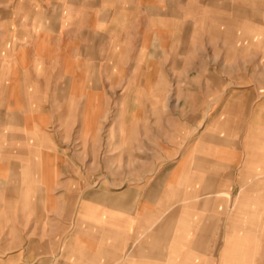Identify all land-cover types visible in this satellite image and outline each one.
<instances>
[{
	"label": "rangeland",
	"instance_id": "rangeland-1",
	"mask_svg": "<svg viewBox=\"0 0 264 264\" xmlns=\"http://www.w3.org/2000/svg\"><path fill=\"white\" fill-rule=\"evenodd\" d=\"M150 1L136 4L162 11L109 20L101 58L82 59L79 45L72 46L67 62L60 54H41L39 76L31 71L38 90L24 94L39 107L22 110L30 122L25 118L24 126L7 131L21 140L9 145L25 155L8 158L9 167H17L0 174V192L7 187L9 197H63L69 179L87 190L110 191L112 182L162 175L168 209L199 213V264H264V0ZM152 42L166 44L164 58L157 51L153 56L159 59H145ZM85 84L87 93L79 92ZM90 86L99 91L91 93ZM209 154L216 156V183L208 196L212 172L199 161ZM64 155L70 173L58 170L68 165ZM191 201H199V209ZM17 202L4 206L0 234L8 241L23 234L25 243L0 251V264L63 262L65 236H74L72 246L82 239L75 236L79 206L64 229L70 222L62 209L55 214L41 205L39 220L32 211L18 220ZM39 237L42 244L56 240L57 249L31 254L28 244ZM17 251L20 260H9Z\"/></svg>",
	"mask_w": 264,
	"mask_h": 264
},
{
	"label": "crops",
	"instance_id": "crops-1",
	"mask_svg": "<svg viewBox=\"0 0 264 264\" xmlns=\"http://www.w3.org/2000/svg\"><path fill=\"white\" fill-rule=\"evenodd\" d=\"M143 1L138 0L139 3ZM145 3L146 5L137 6L136 0H0V174L16 170L15 164H10L9 167L8 158L25 155L20 147L9 145V141L16 145L21 140L9 136L7 131L8 126H24L27 121L30 122L25 117L27 113L22 110L39 107L31 99L32 95L25 97L24 94H32L38 90L31 71L34 69V73L39 76L41 54H60L67 62L72 59V46L79 45L82 59H97V55L107 51L105 44L108 38L105 40V33L109 32L105 27L110 26L109 20L122 14L132 17L135 13L146 12L151 15L152 12L162 11L157 5ZM55 38L59 41H55ZM57 43L59 47H56ZM100 43L104 44L105 50L100 48ZM165 45L159 43L157 47L152 42L148 54H144L145 59H159L153 56L157 51L164 58L167 55L164 52ZM90 87L91 93L99 91L98 86ZM88 88L87 84L81 85L78 91L87 93ZM66 91L72 90L68 88L63 92ZM262 110L261 106L257 112L260 114ZM13 139L18 141L14 142ZM51 155L54 157L55 152ZM63 157L68 165H59L58 170L70 173L71 161L67 156ZM215 157V154H209L206 156L207 160L199 161V164L202 163L207 168L202 169L203 171L212 172L206 188L208 196L213 192L216 183L215 170H211L215 166ZM53 165L55 173L56 164ZM2 183L1 176L0 189H3ZM64 185L67 190L63 197L47 198L40 192L36 196L9 197L10 192L4 186V193L0 192V222L5 219L4 206L13 204V199H18L20 202L17 203L21 207L15 212L16 219L23 220L32 211V214L36 212V219L39 220L44 215L42 210L45 208L41 205H46L47 211L55 214L60 209L63 210L65 221L70 222L69 226L64 225V229H67L71 227L72 208L78 205L79 223L75 236L84 238V241L80 239L79 244L72 246L71 240L74 236H65L60 248L65 257L64 261L55 260V264H199V213H181L168 209V184L162 175L160 179L153 181L124 180L122 184L118 182L117 186L112 182L110 191H106L105 186L87 190L89 187L81 181L72 179L65 181ZM245 187L247 186L244 184L240 185V188ZM187 203L199 209V201ZM25 205L35 207L30 210ZM206 229L207 227L204 229L203 238L206 236ZM212 229L208 225V232ZM15 238L16 241H8L0 234V251L25 243L23 234H17ZM107 238H110V242L105 240ZM41 242L40 237L29 242L31 254H49L57 249L54 239H49L45 244ZM19 252L9 260L18 262L21 258ZM229 252L226 246L222 252L224 259ZM50 261L49 258L43 260L45 263Z\"/></svg>",
	"mask_w": 264,
	"mask_h": 264
}]
</instances>
